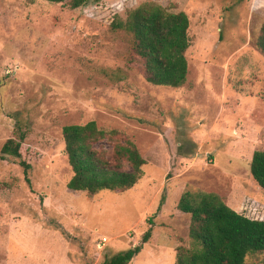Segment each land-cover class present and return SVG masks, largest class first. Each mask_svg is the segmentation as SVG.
<instances>
[{"label":"rangeland","instance_id":"rangeland-1","mask_svg":"<svg viewBox=\"0 0 264 264\" xmlns=\"http://www.w3.org/2000/svg\"><path fill=\"white\" fill-rule=\"evenodd\" d=\"M144 4L189 19L188 77L180 89L149 84L131 38L112 30ZM264 0H90L71 10L44 0H0V264H104L152 238L131 264H176L192 249L186 193L217 195L264 221L251 175L264 152ZM94 122L111 159L132 143L146 161L125 193L73 192L63 129ZM26 135L33 165L1 159ZM246 264H264L252 254Z\"/></svg>","mask_w":264,"mask_h":264},{"label":"trees","instance_id":"trees-1","mask_svg":"<svg viewBox=\"0 0 264 264\" xmlns=\"http://www.w3.org/2000/svg\"><path fill=\"white\" fill-rule=\"evenodd\" d=\"M44 1L67 4L71 10H77L90 0ZM189 27L185 13L172 14L153 4L141 5L132 10L125 21L117 18L111 24L112 30L124 31L130 36L133 60L142 63L145 80L151 85L172 89H180L187 82ZM257 46L264 57V28ZM106 135L94 122L63 129L65 152L73 172L67 185L69 190L90 195L104 191L125 193L142 179L146 161L134 144H117L111 159L96 151L95 146ZM25 139L26 135L20 132L18 139L8 140L2 148L1 159L21 167L26 182L31 184L29 172L33 165L26 157ZM251 175L264 190V152L254 153ZM178 210L191 216L193 247L179 249L176 264H246L249 255L264 254V221L240 215L217 195L186 193ZM152 232L150 228L139 246L104 264H131L151 240Z\"/></svg>","mask_w":264,"mask_h":264}]
</instances>
